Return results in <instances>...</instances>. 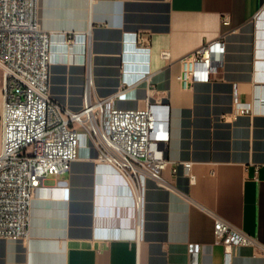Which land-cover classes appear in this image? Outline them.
I'll use <instances>...</instances> for the list:
<instances>
[{"label":"crops","instance_id":"crops-1","mask_svg":"<svg viewBox=\"0 0 264 264\" xmlns=\"http://www.w3.org/2000/svg\"><path fill=\"white\" fill-rule=\"evenodd\" d=\"M37 20L51 33L59 104L80 109L88 88L92 101L116 95L121 108L168 105L160 144L176 167L163 176L175 182L147 178L137 210L121 177L83 145L67 172L44 178L29 237L0 238V264H223L212 215L264 245V0H38ZM221 35L211 79L185 85L180 59ZM235 84L251 114H233ZM230 264L264 255L239 246Z\"/></svg>","mask_w":264,"mask_h":264},{"label":"built area","instance_id":"built-area-1","mask_svg":"<svg viewBox=\"0 0 264 264\" xmlns=\"http://www.w3.org/2000/svg\"><path fill=\"white\" fill-rule=\"evenodd\" d=\"M38 0H0V238L29 237L32 199L48 175H60L78 159L83 145L97 164L111 167L132 195L140 210L144 183L151 178L174 188L163 171L175 163L163 155L161 141L168 138L163 111L168 105L150 102L139 109L115 105V96L90 99L88 88L82 107L70 109L55 101L49 92L51 33L37 20ZM227 23V18H223ZM72 33L63 34L69 43ZM223 35L206 41L183 56L179 79L185 85L209 80L222 57ZM147 88H153L146 77ZM123 89L119 96L123 95ZM233 114H251V104L239 100L233 90ZM183 167L191 183V162ZM213 217L214 242L222 246L223 264H230L239 246H249L264 255V245L218 215ZM196 251L191 246L190 252Z\"/></svg>","mask_w":264,"mask_h":264},{"label":"rangeland","instance_id":"rangeland-1","mask_svg":"<svg viewBox=\"0 0 264 264\" xmlns=\"http://www.w3.org/2000/svg\"><path fill=\"white\" fill-rule=\"evenodd\" d=\"M0 73H1V69H0ZM0 104H1V95H0Z\"/></svg>","mask_w":264,"mask_h":264}]
</instances>
